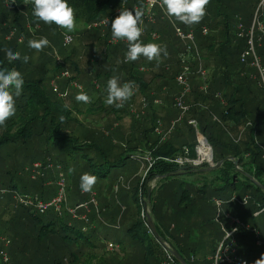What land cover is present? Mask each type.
Returning <instances> with one entry per match:
<instances>
[{"label": "trees", "instance_id": "obj_1", "mask_svg": "<svg viewBox=\"0 0 264 264\" xmlns=\"http://www.w3.org/2000/svg\"><path fill=\"white\" fill-rule=\"evenodd\" d=\"M230 2H233L231 6ZM67 3L74 8L75 19L88 27L71 46L60 42L55 24H45L33 16L32 0H14V3L12 0H0V69L15 67L24 78L22 94L16 99V115L6 122V126H0V167L4 165L2 152L11 145L19 144L21 150L26 151L24 157L19 158L23 159L25 171L39 161L44 165L48 162L55 163L64 171V176L66 173L70 179L75 178L79 187L80 177L84 173L96 176L97 182L110 178L117 168H121V175L115 181L118 188L116 193L122 189L132 190V183L135 181L133 211L127 210L123 203L119 204L122 213L118 223L120 227L121 222L124 223V236L122 241L110 242L99 229L89 228L91 221L86 223L69 215L59 216L53 210L41 214L23 204L13 205V199L7 198L6 203L13 206V212L10 214L0 209L2 215H11L9 220L1 221L0 230L11 242L9 253L12 263L236 264L237 260H241L246 264H255L264 254V75L261 73V70L264 71V34L259 31L257 24L254 27L253 43L261 70L254 65L255 57L251 53L245 58L243 55L250 49L249 32L260 0H210L206 15L195 29L198 49L210 79L205 92L201 90L203 82L195 77L191 78L192 92L186 98L191 109L186 115L192 116L185 120V127L195 131L189 121L196 120L200 134L213 148L215 161L228 157L233 160L224 161L216 169L215 177L210 181L205 180L200 187L195 182H189L192 190L189 191L186 183L181 182V188L175 193L169 190L162 193V182L167 181L169 185L183 176V173H179L181 167L178 163L167 161L166 158L175 160L181 154L182 147L187 144L182 136L183 128H177V125L168 139L162 140L161 136L155 134L159 121L170 120L169 116L163 115L168 106L161 109L155 104L160 96H150L152 82L156 77H162V74L157 73L153 79L148 80L146 75H139L141 71L136 66V63H140L155 68L154 60L148 61L141 56L123 71L127 76L123 78V82L135 81L137 94L148 101V109L144 117L131 115L133 126L131 130L122 132V137L118 138L122 141L120 144L102 130L85 126L79 119L83 113L81 106L75 104L69 107L64 96H60L59 91L54 88V84L65 88V85L67 87L73 79L81 78L83 74L82 79L94 81L96 87L89 89L90 92L87 90L86 94L89 97L91 94L103 96L97 89V76L105 75L106 85L112 76H117V56L122 53L125 55L127 42L121 40L116 45L108 43L112 38L111 23L104 32L94 29L97 30L95 35L89 32V25L111 17L124 5L129 10L136 5L142 7V2L67 0ZM244 15L247 16V24L243 22ZM257 18L264 26V8L258 12ZM166 20L159 19L152 29L148 28L140 37L141 42L146 44L152 40L162 47L166 46L168 53L171 52L165 40L168 31L175 33V30L173 24ZM239 24H242L240 30ZM204 28L208 29L207 34L203 33ZM191 29L185 28L186 31ZM151 30L160 35L159 39H153ZM14 31L15 36L11 38ZM49 31L56 33L51 37L54 42L52 45L60 48L63 62H56L48 47L43 51H36L26 44L33 35L37 38L44 33L49 34ZM108 44L112 46H107ZM6 49L19 51L22 56L28 55V63L15 61L10 64L6 59ZM184 49L177 51L178 61L175 62L177 67H174V71L169 73V77L164 75L165 85H169L171 80L173 83L175 76L180 74L182 69L179 54ZM96 62L98 65L93 67ZM90 66L92 71L97 72V76L89 72ZM222 66L224 70L221 69ZM67 67L71 69L72 76L58 79L63 72H67ZM159 67L165 71V65ZM192 69L197 71L195 63ZM228 79L234 80L236 86L230 85ZM220 95H223V99L219 98ZM101 98L90 106L91 115L105 111V108L98 109L99 105L105 104ZM166 98L168 99V95L160 100L163 99L164 103ZM236 106L239 109L234 110ZM217 109H221L220 117L226 127L218 123L221 121L218 117L214 119L213 114ZM117 112L120 113L119 110ZM186 115L180 119L184 120ZM60 116L65 117L64 122H60ZM172 124L170 120L166 127L169 128ZM192 146H189L190 149ZM148 148L156 160L152 166L140 155H135L138 151L142 154ZM9 150L14 153V147ZM192 155L195 156L193 149ZM236 160H239V167L248 161L252 165L250 171L236 168ZM133 162L141 163L142 167H132ZM70 168L74 169L71 173ZM193 168L195 167L189 169L190 172L197 171ZM144 169L148 174L146 178H141L139 174ZM18 173L19 171L9 173L11 176L6 181L0 180V189L4 187L12 194L24 196L28 195L25 189L34 188L40 193L38 198L44 200L55 195L54 191L49 197L45 191V177L32 180L31 172L30 178L23 183V190L16 193L14 189H19L15 182ZM128 174L135 177L131 178ZM168 174L172 176L161 178ZM148 178H160L150 201L148 187L144 185ZM122 182L127 185H122ZM207 189L212 193L210 202L202 196ZM170 193L171 207H166ZM2 197L0 203L4 201ZM35 197L37 196L32 198ZM147 203L151 205L152 213L149 215L160 238L152 233L148 225L149 215L145 211ZM107 207L105 205L97 214L105 213L113 221L117 210L115 208L110 213ZM233 219L238 220V223H232ZM111 245L119 249L122 247L121 252L118 255L111 254ZM227 248L228 254L221 256V251ZM0 264L3 263L0 261Z\"/></svg>", "mask_w": 264, "mask_h": 264}, {"label": "rangeland", "instance_id": "obj_2", "mask_svg": "<svg viewBox=\"0 0 264 264\" xmlns=\"http://www.w3.org/2000/svg\"><path fill=\"white\" fill-rule=\"evenodd\" d=\"M230 3H231L230 4V6H231L233 4V2H230ZM258 8H259V6H258ZM263 8H260L259 10L257 9L258 11H256V13L259 12L260 10H262ZM209 12L212 14L211 11H209ZM242 18H243V22L246 23L247 22V16L244 15ZM106 19H108V18H106ZM103 20H105V19H103ZM103 20H101V21H103ZM165 20L167 22L170 21L169 23H171V24H172V22H174L176 25L181 27L184 31H186L185 28H190L191 27L192 28L191 30L196 33L195 29L198 28L197 27L198 24H196V25L194 24V25L189 26V25H185V24H183V23H181L179 21H175L174 18H170V19L169 18H165ZM101 21L94 22V23L90 24L89 25V29H90L89 32L92 33L93 35H95V31H97V30L101 31V32H104L105 29H107V27L111 23L110 22L107 25V27L101 26V27H98V29H97L94 24L95 23H99ZM163 24H165V23H163ZM166 25H168V23H166ZM239 27H242V24L238 25V29H239ZM57 28H58V31H59V33L57 32L59 34V40H60V42L62 44H64V45L67 44L66 46H71L73 43H75L76 39L79 38L81 33H83L84 31H86L88 29V27H86L85 24L82 21H78V20H76V28H75V30L73 32H71V33H68L66 30L61 29L59 27H57ZM94 29H97V30H94ZM191 30H188V31H191ZM51 31H49L50 32L49 34L44 33L42 35L44 37H46L50 41V46H48V48H50L52 50V54H53V56L55 58V61L56 62H63V58L60 55V53H61L60 48L59 47H54L52 45V44H54V42H53V39L51 37L54 34L56 35V33L51 32ZM14 36H15V31L11 35V38L14 37ZM66 36L70 37V39L66 40L65 39ZM39 37H41V36H38L37 38H39ZM197 39H199L198 36H197ZM112 40H113L112 38L109 39L108 43L111 44ZM20 41H22V38L20 39ZM119 41H121V40H119ZM90 42H92V41H90ZM165 42L167 43V45L170 47V49L172 51L169 52L166 57L161 55L159 62L154 60L153 62L156 65L155 68H153L152 66L149 67V65H147V64H142L141 65L140 63H136V66H137V70H139V72L141 71L139 73V75H146V78L148 80L153 79L157 73L162 74V77H156L154 79V81L152 82V85H151L152 88L150 89V96H154L155 97V96L158 95L161 98L164 95L165 96L168 95V99L166 98V101L164 100L165 102H164L163 105H161V109H164L163 106H165V108H166V106H168L165 113H166L167 116H169V119L171 120V122L175 123V127L177 125V128H180V127H181V129L183 128L182 129L183 130V135L182 136L185 139V142L187 144V145H184L182 147L181 154H179L178 157L175 159V160L180 159V158L184 159V160H181L180 167L181 168H186V169H184L182 171H179V173H183V176L181 175V177L178 178V180H176V181L174 180V181L170 182L171 184H169V185H167V183H168L167 181H163L162 183H163L164 189H162V193H166V191H168V190L171 191L172 193H175V191H177L178 189L181 188V182H185L186 183V188L189 191H192L191 188L189 187L188 183L189 182H195L198 185V187H200L201 184L205 182V180L210 181L212 178L215 177V171H216V169H218V168H215V165L218 162L215 161V157H214V160L209 163L206 160H203L202 157L198 156L197 150H198V147L201 146L200 138L203 136L202 134H200V132L198 130V123H197V127L194 126L195 131L185 127V125H186L185 120L191 118L190 116H192V115H188V116L186 115L184 120L180 119L181 116H182V113H181L180 109H178L175 106V99L177 98V96L179 94V86L177 85V82H176V78H177V76L179 74L177 76H175V78H174L175 80H174L173 83H172V80L170 81L169 85L168 84L165 85L163 83V80L165 82V76L169 77V73L174 71V67H177V65L175 63L176 60L178 61V52L177 51L180 50V49L185 48V44L176 36L175 33H171L170 31H168V33L166 35ZM25 43H23V44H25ZM94 43H96V41H94ZM151 43L159 44L158 42H153L152 40H151ZM107 46H112V45L108 44ZM97 51L99 53L101 52L100 49H97ZM180 56L181 55L179 54V59H180ZM199 57H200V60L196 56L195 60L191 59L192 62H188V66L191 69V73L189 74V77H188L189 81H190V84H191V92H192V82H191L192 81V79H191L192 77H195L198 80H201L203 82L202 87H201L202 91L206 92L207 89H208V86H209L208 85V82H209V79H210L209 71L204 68V65H203L204 63H203V60L201 58V55H199ZM180 61H181V59H180ZM147 63H149V62H147ZM194 63H195V67L197 68V71L192 69V67L194 66ZM132 64H133V62H129V63L125 62L124 53H122L121 55L117 56V77L119 78V82H120L121 85L124 83L123 82V78L127 77L126 73L123 72V71H126L125 70L126 68H130L132 66ZM97 65H98V63L96 62V63L93 64V67L97 66ZM160 65H165V69H164L165 71L164 72L159 67ZM184 65H185L184 63L183 64L181 63L180 68L182 69V67ZM200 65H202V68L204 69V71H206V74H207L206 77H204L201 73H199L200 72ZM26 66L31 67V68L33 67V65H26ZM91 68H92V66H90V69L88 68L89 72L92 75L97 76V72L92 71ZM221 69L224 70L223 66L221 67ZM73 75H75V73ZM71 76H72L71 69L69 67H67V72H63V74H61L58 79H62L63 77L68 79ZM78 77H80V75ZM82 77H83V74H82L81 78L73 79L70 85H67V87L65 85V88H62V86L60 88L59 85H57V84H54V86H55L54 88L59 91V95L60 96H64L65 101L67 102L69 107H73L75 104H79L81 106L83 113L80 114L79 119H80L81 122L84 123L85 126L91 128V129L92 128H96L98 130H102L104 132V134H107L108 136L109 135L112 136L115 139V141L120 144L122 141L120 142L118 138L122 137V132L123 131H127V130L128 131L131 130L130 128L133 126V123L131 122L133 120V117L131 115H134L135 117H142V116L144 117V115L146 114V111H142L143 115H139L138 114L139 112L135 114V113L132 112V107H131L133 105L134 106L133 109H136V107H137V109L142 108L141 103H142V100H143L144 97L141 98V96H140L141 94H137L136 87H135L134 95L132 96V98L130 100H128L127 102L124 103V107H122L120 109H116L114 106H107L105 104H101V105H99L98 109L105 108V109H103L105 111L95 112V113H92V115H91L89 113L90 106H93V104L95 103L94 101H96V100H98L99 98L102 97L101 101L104 103V100L106 99V96H107V92H106L107 85L105 83L106 77L103 74L97 76V79L99 80L97 89L99 90V93H103V96H97L98 94H94V96H93V94H91V97H90L91 98V102L90 103L78 102L76 100V96L81 90H83V92L87 93V90H88V92H90L91 90H89V89H93L95 87L94 86V81H91V80L84 81V79H82ZM97 79L95 78V81ZM228 82H229L230 85L236 86V82L234 80H229L228 79ZM162 94H164V95H162ZM222 97H223V95H220L219 98L223 99ZM173 99H174V102H173ZM167 100H168L169 104L167 103ZM132 101H134V103H132ZM186 104L189 107V111H190L191 106L187 103V101H186ZM170 105H171V107H169ZM147 109H148V101H147L146 110ZM237 109H239V108H237V106H236L234 108V110H237ZM117 110H119L120 113L117 112ZM220 115H221V109L220 110L217 109V110L214 111L213 117H214V119H215V117H218L221 120V121H219L217 119V121H219L218 123H222L223 126L226 127V124L223 123L224 120H223L222 117H220ZM170 120L162 122L163 123V130L165 131L161 135L162 140L168 139L174 132L173 131V132H171L169 134L166 133L169 130V128H170V126H169V128L166 127V123H169ZM159 122H161V121H159ZM112 132H114V134H112ZM199 134H200V136H199ZM152 145L153 144L151 143L150 146H152ZM189 146H192L191 149H190ZM12 147H14V153L13 154L9 150V148H12ZM192 149L195 152V156L192 155ZM201 150H202V147L200 148V151ZM212 151H213V148H212ZM150 152H152V151H150L149 148H148V149H145L142 152V154L139 153V151H138V154L136 153L135 155H137V156L140 155L141 158H144L148 162L151 163L152 162V160H151L152 156H151ZM2 154H3L2 158L4 160V165L2 167H0V180H3V181L5 180L6 181L7 177L9 175L11 176V174H9V173H14L15 171H19V173L17 174V178H16L17 181H15V182H17L18 187H19V189L18 188L14 189L16 193H19V191L23 190L22 189L23 183H24L25 179H29L30 178V172L32 174L31 175L32 180H37L38 179V176L35 177V179H33V176L37 172L36 167L37 166L41 167V165H42L41 161L37 162V163H39L38 165H33L32 168L26 169V171H25L24 170L23 159L19 160V158H23L24 155L26 154V151L25 150H21L19 144L18 145L16 144V145H13V146L11 145L10 147L6 148L2 152ZM149 154H150V156H149ZM213 155H214V151H213ZM203 157L207 158L205 156H203ZM152 158L154 159V157H152ZM186 158H189L188 160H195V163H196V161H197V163L198 162L199 163L198 164L196 163V164L189 165L187 163L188 161H186ZM166 160L167 161H175V160H171V159H167V158H166ZM37 163H35V164H37ZM48 163L46 165L43 164L42 167L40 168V170L42 169V171L44 173V177L46 179V182H45L46 189H45V191H47L48 193H52L53 194L54 191L56 192V190H57V183H58V180H59L58 178H59L60 174H62L64 171L62 172L61 171L62 169H60L59 166H57V164H55V163L52 164L53 167L50 168L49 165L51 163L50 164H48ZM139 166L142 167V164L141 163H136V162H133V164H132V167H135L136 169H139ZM192 166H194L195 168H193V169L197 170V171L190 172L189 169ZM250 166L252 167L251 164H248V161H245L244 165H242L241 167L238 166V169H243V170L250 171L249 170ZM187 167H189V168H187ZM28 170H30V172ZM121 171H122L121 168L120 169L117 168L112 173L110 178L105 179V180L103 179V180H100V181L98 180L95 183V185L93 186L92 190L97 193V205H91L90 206V210L79 209L80 205H82L84 203V201L89 200L90 195L89 194L88 195H82L81 194L82 190L79 187L78 181L75 178L70 179L69 177H67L68 175L65 173V175H66L65 178H66V181H67L66 190H67V197H68V200H69V206L70 207H74V208H78L79 214H88L89 219L91 221L90 222L91 225H90L89 228L99 229V232L103 233L104 237L107 238V240H109L110 242L122 241L123 240V236H124V234H123L124 233V228H125V226L123 225L124 223L121 222L122 223V226H121L122 228L119 226V223H118L119 218L121 217L120 215L122 213L119 210V208H120L119 204L123 203L127 210H129L131 212L133 211V194H134V189L133 188H134L135 181L132 183V190L122 189V190H119L118 193H116L117 184H116L115 181H116V178H118L121 175ZM6 173H8V174H6ZM147 174L148 173L145 172V169H144V171L141 174H139V177L146 178ZM128 175L130 176V174H128ZM47 177H48V179H47ZM130 177L134 178L135 176L131 175ZM158 183H159V179L148 178L145 181L144 185H145V187H148L149 201H150V199L152 197V191L157 189ZM123 184L125 186L127 185L126 182L125 183L122 182V185ZM24 191H25V193H27L28 195H31L32 197L33 196L39 197L38 195L40 194L38 191L34 190V188H31V189L27 188ZM0 193H1L0 197L3 196L2 198H4V201H1L3 203H0L1 211L5 210V212L12 214L13 211L11 210V208H13V206H10L9 204H7L6 200H7V198L11 197L13 199L12 200L13 201L12 202L13 205H18L19 204V199H17V194H12V192H9L4 187H2V189H0ZM170 196H172L171 193H170L169 198L167 200L166 207L167 206L171 207L172 199L170 200ZM202 196L204 197L205 200L208 201L212 197L211 190L207 189L205 191V195H202ZM49 197H51V196H49ZM209 202H210V200H209ZM105 205H108L107 209L110 210V213H111V211L113 212V210L116 208L117 211L115 213V219L113 221H110L108 219V217L105 215V213H102L100 215L97 214V212H99L102 209H104ZM80 208H82V207H80ZM145 211H146V213L151 215L152 209H151V205L150 204H148V203L145 204ZM10 216L11 215L7 216V214L4 216V215H2L0 213V223H1V221L9 220ZM232 223H238V220L233 219ZM228 236H230V234ZM1 237H7V236L4 235L2 233V231L0 230V251L4 250V251L8 252V254L10 255L9 249L11 247L6 248L4 242L1 239ZM121 248L119 249V248H117V246H113V247L109 246L110 253L113 254V255H118L121 252ZM227 250H229V248L223 249L221 251L220 255L225 257L226 256L225 253H227ZM219 258H220V256H219Z\"/></svg>", "mask_w": 264, "mask_h": 264}, {"label": "clouds", "instance_id": "obj_3", "mask_svg": "<svg viewBox=\"0 0 264 264\" xmlns=\"http://www.w3.org/2000/svg\"><path fill=\"white\" fill-rule=\"evenodd\" d=\"M14 3V0H12ZM34 4L33 16L45 24H55L57 27L71 33L76 28L75 10L69 6L67 0H32ZM210 0H161V7L165 10L169 18H174L185 25H194L202 21L206 15L207 6ZM144 13L142 10L131 11L120 9L119 15L111 22V36L114 41L126 40L127 51L125 62L137 61L141 56L148 61L156 60L159 62L161 55L167 56L166 46L162 47L157 43H143L140 37L143 34ZM108 24V19L103 21ZM65 39H70L66 36ZM27 46L36 51H43L50 46V41L46 37L30 38ZM6 59L11 64L15 61L28 63L30 57L21 55L19 51L13 52L6 49ZM24 86L22 73L15 67L0 69V126H6V122L14 117L17 112L16 99L21 96ZM135 81L125 82L122 85L117 76H112L107 81V96L104 100L105 105L114 106L117 109L124 107V103L134 95ZM78 102L90 103L91 98L81 90L77 96ZM60 122H64L65 117H59ZM74 169L70 168L69 172ZM96 176L84 173L81 177V190L91 191L96 183ZM255 264H264V254L255 261Z\"/></svg>", "mask_w": 264, "mask_h": 264}, {"label": "built area", "instance_id": "obj_4", "mask_svg": "<svg viewBox=\"0 0 264 264\" xmlns=\"http://www.w3.org/2000/svg\"><path fill=\"white\" fill-rule=\"evenodd\" d=\"M139 1L142 2V7L139 6V5H136L131 11H133V12H134V10H142L143 11V13H144L143 21L144 22L141 25V27L143 28V31H144L145 23H149V24L155 25V24H157L159 18L160 19L169 18L166 15L165 10L161 7V0H139ZM263 7H264V0H260V4H259L258 10L260 8H263ZM120 9L121 10L126 9L125 5L122 8L117 9L115 11V13L111 17L108 18L109 23L112 20H114L116 18V16L119 15ZM159 13H161L160 16H159ZM257 17H258V12L255 15V19H254V23H253L252 29L249 32L250 37H251V39H250V49H249V52H246L243 55V58H245L246 56H248L251 53V55H253L255 57L254 65L259 67L260 70H261L260 60H259V58H257V56L255 54V48H254V43H253V33H254V27L257 24L259 31H261L264 34V26L262 24H260V22L258 21ZM103 21H101L99 23H95L94 24L95 27L96 28L101 27V26H105L106 27L109 24L108 23L106 25V24L103 23ZM172 24H173L176 36L185 44V49L180 54L181 55L180 56L181 63L182 64L184 63L185 65L182 67V70H181L180 74L176 78V82H177V85L180 88V92H179V95L177 96V98L175 99V106L178 109H180V111L182 113V116H181V118H182L183 116H185L189 112V107L186 104V98L191 93V84H190V81H189V78H188L189 74L191 73V69L188 66V62H192L191 59L195 60L196 56L200 60V57H199L200 52H199L198 45H197V42H196V34H195V32L192 31V30L191 31H184L181 27L176 25L174 22H172ZM240 29H242V27H240ZM203 33L207 34L208 33V29L204 28L203 29ZM152 37L155 40L159 39V35L156 32L152 33ZM124 41L127 42L126 40H124ZM118 43H119V41H114V40L111 41L112 45H116ZM199 73H201L204 77H206V75H207L206 71H204V69L202 68V65H200V72ZM261 73H262V75H264V71L261 70ZM155 104L156 105H161L162 103L157 99V100H155ZM141 105H142V108H141L140 112L137 111L136 109H133L134 106L132 105L131 106L132 107V112L135 113V114L139 112L138 113L139 115H143L142 111H146V108H147V101L145 100V98L142 100ZM189 124L197 127V122L195 120H190ZM174 127H175V123L172 124V126L170 127V129L166 133L167 134L171 133L173 131ZM164 132L165 131L163 130V123L162 122H158V124H157V126L155 128V133L157 135L161 136ZM200 144H201V146L198 147V150H197L198 156L202 157L203 160H206L207 162L210 163L211 161H209V159L204 158L200 154V148L202 147V140L201 139H200ZM208 146L210 147L211 154H213L211 145L208 144ZM149 156H150V154H149ZM188 159L189 158H186V161H188L187 163L189 165L196 164L195 160H188ZM151 160H152L151 163L146 160L150 164V166H152L155 163V161H156L152 157H151ZM181 160H184V159L180 158V159L175 160V162L178 163L179 165H181ZM38 164L39 163L34 164V165H38ZM42 165H41V167H42ZM41 167H38V166L36 167L37 172L33 176V179H35V177H37V176L38 177H44V173H43L42 169L40 170ZM49 167L50 168L53 167L52 163L49 165ZM58 179L59 180H58V183H57L56 193L49 200H44V199H41V198H38V197L32 198L29 195H24V196L17 195V199H19V204H23V206H25L27 208H31L34 211L39 212L41 214H45L46 212H48L50 210H53L59 216H64L66 214V215H69L73 219H77V220L89 223L90 219H89L88 214H79L78 208H74V207H70L69 206L68 197H67V190H66L67 186H66V180H65L64 174H60ZM117 190H118V188L116 187V191ZM82 194L83 195H86V194L88 195L89 194L90 198H89V200L84 201V203L82 205H80V207H82V208L79 207V209L90 210V206L91 205H97V193L95 191H93L92 189H91V191H87V192L82 191ZM217 204L220 206V203L218 201H217ZM1 239L4 242L5 247L9 248V246L11 244L10 240L7 239L6 237H1ZM111 247H113V246L111 245ZM218 259H220V258L218 257ZM0 261L3 264H12L10 255L8 254V252H6L4 250L0 251ZM236 264H246V262L241 261V260H237Z\"/></svg>", "mask_w": 264, "mask_h": 264}, {"label": "water", "instance_id": "obj_5", "mask_svg": "<svg viewBox=\"0 0 264 264\" xmlns=\"http://www.w3.org/2000/svg\"><path fill=\"white\" fill-rule=\"evenodd\" d=\"M199 136H200V134H199ZM201 138L205 141V143L209 144L208 140H207L205 137L202 136ZM201 138H200V139H201ZM213 160H214V155L212 154V160H211V162H212ZM227 160H233V158H232V157H228V158H226L225 160H222V161L218 162V163L215 165V168H219V167H221L222 164L224 163V161H227ZM238 165H239V160H236V161H235V167L238 168ZM195 166H196V165H195ZM192 167H194V166H192ZM192 167H190V168H192ZM187 168H189V167H187ZM184 169H186V168H181V171L184 170ZM171 176H172V174H168V175H166V176H164V177H161V178H162V179H165V178H168V177H171ZM159 179H160V178H159ZM148 215H149V214H148ZM148 225H149V227H150L152 233H153L157 238H160V236H159V234H158V232H157L156 226H155V224H154V221H153V219L151 218L150 215L148 216ZM175 256L178 258V260H180V257L177 256V254H175Z\"/></svg>", "mask_w": 264, "mask_h": 264}, {"label": "crops", "instance_id": "obj_6", "mask_svg": "<svg viewBox=\"0 0 264 264\" xmlns=\"http://www.w3.org/2000/svg\"><path fill=\"white\" fill-rule=\"evenodd\" d=\"M160 14H161V13H159V16H160ZM159 19H160V18H159ZM159 19H158V20H159ZM160 20H163V21H164L165 19H160ZM153 26H154V25H152V24L145 23V25H144V31H143V33H144V32H146V31L148 30V28H151V29H152V28H153ZM151 31H152V30H151ZM153 32H156V31H152V32H151V36H152V33H153ZM156 33H157V32H156ZM157 34H158V33H157ZM158 35H159V34H158ZM159 37H160V35H159ZM162 95H164V94H162ZM162 97H165V95H164V96H162ZM141 98H142V97H141ZM158 100H159V101L162 103L161 105H163V104H164V103H163V101H162L163 99H162V100H160V99L158 98ZM161 105H158V106H160V107H161ZM136 110L140 112L141 108H140V109H137V107H136ZM165 112H166V110H164V111H163V115H164V116L166 115V113H165ZM47 193H48V192H47ZM48 194H49V196H52V193H48ZM86 195H87V194H86Z\"/></svg>", "mask_w": 264, "mask_h": 264}, {"label": "bare ground", "instance_id": "obj_7", "mask_svg": "<svg viewBox=\"0 0 264 264\" xmlns=\"http://www.w3.org/2000/svg\"><path fill=\"white\" fill-rule=\"evenodd\" d=\"M201 140H202V150L200 151V154L207 157L211 161L212 154L210 152V147L208 146V144L205 143V141L202 138Z\"/></svg>", "mask_w": 264, "mask_h": 264}]
</instances>
